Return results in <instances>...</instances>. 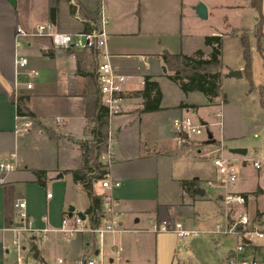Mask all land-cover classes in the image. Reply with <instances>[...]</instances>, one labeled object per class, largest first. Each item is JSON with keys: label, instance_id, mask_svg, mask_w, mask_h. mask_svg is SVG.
Returning <instances> with one entry per match:
<instances>
[{"label": "crops", "instance_id": "0c3cea01", "mask_svg": "<svg viewBox=\"0 0 264 264\" xmlns=\"http://www.w3.org/2000/svg\"><path fill=\"white\" fill-rule=\"evenodd\" d=\"M74 1L77 2L47 0L46 23H51L50 9L57 8L58 17L54 25L59 31L75 34L86 30V19L82 13L81 20L75 18V12L72 13L71 2ZM105 5L109 17L111 62L126 81L122 112L109 119L111 164L106 179L111 187L104 188L102 181L95 184L94 191L103 197L100 211L106 209L108 198L118 204L117 210L124 212L121 226L125 232L106 234L110 235L106 240L105 236L100 238L81 232L68 236L55 231L65 217L73 218L78 212L85 215V225H91L85 214L90 199L81 185L74 183L70 173L82 166L79 142H91L93 139L86 118L84 92L87 82L77 73L75 54L57 50L48 38L34 39L27 47L17 49V27L32 29L37 25L25 17L29 2L0 0V155L16 153L18 165V170L9 175L7 183L0 186V264H18L19 256L24 257L28 264H55L50 252L58 244V238L53 246L49 243L42 245L50 234L72 237L68 243L58 245L65 259L59 258L57 264H75L81 258L95 259L106 246L119 255L122 249L125 250L124 263L133 264L139 241L151 237L144 231L151 229L155 222H181L185 227L213 239L215 235H221L217 232L225 221L221 203L223 196L227 193L243 194L247 200L245 210L248 211L251 200L263 194L261 187L252 192H245L240 186L235 191L226 189L221 185L213 164L214 154L233 160L235 165L237 162L239 165L247 163L235 157L239 154L231 152L244 146L243 131L237 130L229 114L231 98L224 95L226 101L223 102L221 94L212 101L206 99V105L199 103V92L185 94L177 83L168 78L172 74L162 59L164 52L194 56L197 51H202L208 58L211 48L205 45L204 39L213 33L183 32L179 22L183 24L185 19V0H105ZM19 55L29 60L28 67L22 71L16 65ZM241 57L243 60V48ZM220 61L218 72L223 93L222 82L235 77L223 69L222 57ZM33 70L38 75H30ZM234 71L243 74V64ZM146 76L158 83L162 94L157 111L144 112V100L137 95L144 89ZM30 82L33 87L28 89ZM251 92L245 93V98ZM18 96L26 98L27 108L35 115L34 119L30 118L32 127L24 136L15 133L23 122L13 101ZM252 98L253 103L258 102L260 107L252 113V126L264 133V110L259 104V95ZM247 102L248 99L243 101L241 95L234 108L241 114L250 112ZM180 104L197 108H178ZM204 109H212V112L203 114ZM188 112L199 116V120L208 127H211L210 113L216 118L220 114L221 121L215 124L219 125V132L210 131L214 143L208 144V133L182 148L177 147L172 123ZM226 149L228 154L224 153ZM34 170L47 173L45 187L36 183ZM192 180L197 182L191 188L193 192H189L184 183ZM98 184L103 192L96 191ZM199 189L205 191L204 196L197 193ZM257 193L259 195L255 197ZM83 195L87 197L86 201L82 200ZM22 202L26 204L25 209L18 207ZM71 207L75 208L72 216L69 213ZM21 212L27 214L25 222L19 217ZM255 216L259 217L258 214ZM43 229L51 231L43 232ZM145 247L142 245L144 252L147 250ZM227 254L221 259L223 264ZM69 256L70 259L66 260ZM113 262L111 259L110 263Z\"/></svg>", "mask_w": 264, "mask_h": 264}, {"label": "rangeland", "instance_id": "374dc122", "mask_svg": "<svg viewBox=\"0 0 264 264\" xmlns=\"http://www.w3.org/2000/svg\"><path fill=\"white\" fill-rule=\"evenodd\" d=\"M47 0H24L29 2L28 8L25 10V17L31 19L34 25L47 22ZM83 8L89 12L95 7V0H80ZM74 4H78L76 1ZM185 19L179 22V27L182 28L183 32L187 34L189 31L198 33L208 32L213 33L208 36H215L222 34L223 36V48H222V65L223 69L232 77V73L239 65L244 62L241 57L242 45L240 42V36L242 34H249L251 41V53H252V81L253 88L251 95L246 96L251 90L250 82L244 77H235L230 81L222 82V101L224 102L225 96L231 98L230 115L234 119L237 130L243 131V148L248 151L245 156H235L238 160L246 161L244 165H239L237 162L236 168L238 171V180L234 183L226 185V189L235 191L240 188L245 192H252L261 187L263 194L260 195L256 200H251L248 211L247 205L240 213H245L251 219L250 228L253 230L255 224L258 226L260 232H264V133L263 131L255 130L252 126V113L255 108H260L258 102L253 103L254 98H258L259 87L264 86V55L258 50V43L254 38V31L257 19L259 15L255 9L251 7L250 0H185ZM203 3L206 6L209 4L208 16L206 19L201 18L197 15L195 7ZM26 8V7H25ZM191 8V10H190ZM81 10V7H80ZM263 16H264V1H263ZM81 18V13H80ZM198 21L195 23L192 19ZM191 29V30H189ZM264 31V26H263ZM261 46L264 48V38L261 40ZM243 75V74H242ZM235 82V83H233ZM225 95V96H224ZM243 95V101L248 99V107L250 112L247 111L240 113V110L235 109V104L239 101V98ZM172 97V93H170ZM199 103L203 105L207 104V100L204 95L200 94ZM202 108H218L215 106H203ZM204 109L203 114L212 112V109ZM219 110V109H218ZM217 111V110H216ZM199 117V116H198ZM194 115L195 120H199ZM220 118H216L213 114L209 115V123L211 127L206 126V136L212 130L217 134L220 128ZM212 124H214L212 126ZM209 125V126H210ZM195 142V140H192ZM228 149L225 150V154H228ZM231 156V155H230ZM234 156V155H232ZM233 161V160H232ZM254 161L261 164V169L256 170L254 168ZM97 192H103L102 186L98 184L96 186ZM259 193L255 197H257ZM82 200L86 201L87 197L83 195ZM254 214L258 216L254 217ZM262 217V219L260 218ZM260 219V221H259ZM263 220V221H262ZM147 234H151V237H147L139 241L137 245L138 250L134 251V262L133 264H223L221 262L222 257L225 253L229 252L236 246V238L233 236L215 235L213 239L206 237L207 235L201 234L199 236L190 237L186 239H179L173 233H153L151 229L144 231ZM157 236V239L155 237ZM47 240L43 241V246L49 243L51 246L54 245L58 238V244L51 249L50 254L55 259V264L59 258L63 261L65 257H62V251L59 247L61 244L68 243L72 237H64L61 234H50ZM106 240L110 239V235H105ZM63 240V241H62ZM157 241V242H156ZM252 243L254 248L249 249V258L256 261L257 264H264V238H258L257 236L252 237ZM59 245V246H58ZM142 245H145V252L142 249ZM50 246V248H51ZM49 248V246H48ZM254 250V252H253ZM71 256L66 257V260L70 259ZM113 263H110V260ZM126 253L125 250L118 256L115 250H112L108 246L103 248L102 253L95 256L96 264H125ZM52 261V260H51ZM46 263V262H45ZM43 263V264H45ZM53 264V262H51ZM47 264V263H46Z\"/></svg>", "mask_w": 264, "mask_h": 264}, {"label": "built area", "instance_id": "2783aa9c", "mask_svg": "<svg viewBox=\"0 0 264 264\" xmlns=\"http://www.w3.org/2000/svg\"><path fill=\"white\" fill-rule=\"evenodd\" d=\"M75 6V18H80V7L73 2ZM95 17L93 19L85 20L88 28L81 32L70 34L59 31L52 23L39 24L32 29H25L18 26L16 29V45L17 49L27 47L34 39L48 38L51 40L53 46L61 51L67 52L73 50L75 52H94L97 59L96 74L100 85L101 97L103 105L108 109L109 117L118 116L123 108V85L126 77L118 73L112 65L111 54L108 50L109 43V17L106 13L105 0H95ZM91 11V12H92ZM17 69L19 71L25 70L29 65V60L24 55H19L16 60ZM30 75L36 76V71H31ZM32 83L27 84V88L31 89ZM220 118V114L216 115ZM23 122L15 133L19 136H24L32 127V122L28 117H19ZM173 128L177 137V147L182 148L184 145L191 143L192 140L203 137L206 133V126L200 121L195 120L194 116L188 112L173 120ZM217 153V152H216ZM219 153V151H218ZM16 153L0 155V186L7 183L10 174L18 170ZM100 161L106 165L111 164V152L108 148L107 153L100 157ZM213 164L216 167L220 176V183L226 187L229 183H234L238 180V171L235 162L223 157L220 154H214ZM255 168L260 169L259 163L254 164ZM107 177V175H106ZM118 185V184H117ZM209 185H212L209 183ZM104 188H110L109 181L105 178L102 182ZM213 186V185H212ZM51 197V194H48ZM222 213L225 221L220 226L217 233L223 236H233L236 238V246L230 250L224 257V264H255L253 259L249 258V249L253 247L252 237L264 238V232L258 230L257 224L252 230L250 228L251 219L245 214L240 213L247 205V200L243 194L227 193L222 197ZM24 202L19 203L20 209H25ZM118 204L113 202L112 199H107V206L104 212L100 211L103 215L99 225L86 226L85 220H82L77 215L73 218L65 217L61 226L55 231L63 233L68 236H73L76 233L92 234L100 238L106 234H116L125 232L121 226V218L124 212L117 210ZM19 217L22 222H25L27 214L21 212ZM30 231V228H23ZM153 233H173L179 239H186L190 237H197L200 232L191 230L181 222L160 221L155 222L151 228ZM43 232L51 230L43 229ZM119 256V252H117ZM18 264H28L25 262L24 257L19 256L17 259ZM75 264H96L94 258H81Z\"/></svg>", "mask_w": 264, "mask_h": 264}, {"label": "trees", "instance_id": "16d2710c", "mask_svg": "<svg viewBox=\"0 0 264 264\" xmlns=\"http://www.w3.org/2000/svg\"><path fill=\"white\" fill-rule=\"evenodd\" d=\"M263 1L250 0L251 7L255 9L259 15L255 25L254 38L258 43V50L264 55V48L261 46V40L264 38V16H263ZM76 5L81 6L80 12L87 19H93L95 12H87L77 0ZM72 13L75 12V6L71 7ZM50 22L55 24L58 17V9H50ZM86 24V29L88 24ZM240 42L243 48V75L249 80L251 90L253 88L252 81V53L251 41L249 34L245 33L240 36ZM204 43L211 48V53L208 58L204 57L202 51H197L194 56H186L183 54L171 55L164 52L162 59L167 67V70L172 74L168 78L177 83L180 89L185 93L199 92L206 97L208 101L221 95V74L218 69L221 67V55L223 48V36H206ZM77 61V73L86 79V87L84 98L86 100V118L88 120V130L93 139L91 142L80 141L79 145L82 152V166L79 170L70 172L74 183L81 185L82 189L87 193L90 199V206L85 211V214L90 220L91 226L99 225L102 220L100 207L103 204V197L97 195L94 191L95 184L105 180L109 172V166L100 161V157L108 151L109 139V115L108 109L102 103L100 85L96 74L97 59L94 52H75ZM259 104L264 110V86L259 87ZM137 95L144 100V112H152L160 109L162 94L159 85L152 77L144 78V89ZM17 115L19 117L35 118V115L27 108L26 98L18 96L13 100ZM226 101V98H224ZM178 108H197L195 105L180 104ZM36 183L42 187L46 186L47 173L45 171L34 170ZM196 180L185 182L184 186L187 191L193 192L191 188L196 184Z\"/></svg>", "mask_w": 264, "mask_h": 264}, {"label": "water", "instance_id": "95a60500", "mask_svg": "<svg viewBox=\"0 0 264 264\" xmlns=\"http://www.w3.org/2000/svg\"><path fill=\"white\" fill-rule=\"evenodd\" d=\"M194 9H195L197 15H199L201 18H203V19L207 18L208 10H207V6L205 4L199 3ZM164 70H166V69L164 68ZM231 75H232V77H242V72L237 71V72L232 73ZM203 124L206 126L205 123H203ZM212 137H213L212 134L209 133L208 134V144L214 143V140ZM231 152L235 153V154H239V155H246V153H247V151L245 149H236V150H232ZM197 193L201 196L205 195V191L202 189L197 190ZM74 211H75V208H73V207H71L69 209L70 216L73 215ZM76 215L79 218H81L82 220H85V215L82 212H78Z\"/></svg>", "mask_w": 264, "mask_h": 264}]
</instances>
